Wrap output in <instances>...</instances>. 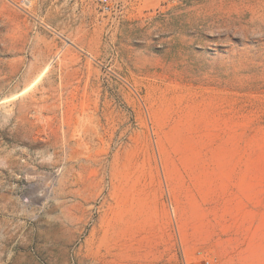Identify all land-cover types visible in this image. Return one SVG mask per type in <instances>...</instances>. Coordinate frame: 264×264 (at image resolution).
Returning <instances> with one entry per match:
<instances>
[{
    "label": "rangeland",
    "instance_id": "obj_1",
    "mask_svg": "<svg viewBox=\"0 0 264 264\" xmlns=\"http://www.w3.org/2000/svg\"><path fill=\"white\" fill-rule=\"evenodd\" d=\"M0 0V264H264V0Z\"/></svg>",
    "mask_w": 264,
    "mask_h": 264
},
{
    "label": "built area",
    "instance_id": "obj_2",
    "mask_svg": "<svg viewBox=\"0 0 264 264\" xmlns=\"http://www.w3.org/2000/svg\"><path fill=\"white\" fill-rule=\"evenodd\" d=\"M10 3L14 4V5H17V6H20L15 0H8ZM104 11H109L110 10V0H97ZM23 3L24 4H27L28 3V0H23Z\"/></svg>",
    "mask_w": 264,
    "mask_h": 264
}]
</instances>
